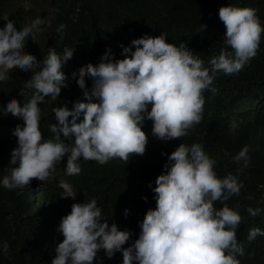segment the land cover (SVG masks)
Wrapping results in <instances>:
<instances>
[{"label": "clouds", "instance_id": "clouds-1", "mask_svg": "<svg viewBox=\"0 0 264 264\" xmlns=\"http://www.w3.org/2000/svg\"><path fill=\"white\" fill-rule=\"evenodd\" d=\"M54 5L55 0H0V13L9 14L0 18V106L16 126L10 133L9 122L0 116L4 156H11L15 165L0 184L33 193L41 183L53 182L64 200L53 215L69 214L59 224L64 239L51 264H93L104 252L108 258L119 252L122 264H240L243 249L236 229L241 215L226 204L218 210L214 202L239 196L242 184L232 174L219 178L213 169L216 161L199 143H181L168 155L166 171L152 189L156 207H150L143 190L141 200L125 207V216L133 221L102 213L97 202L103 200L78 196L81 178H99L114 161L142 159L137 155L145 153L148 143L142 130L145 119L152 121L155 137L169 141L187 135L205 118L206 104L218 88H209L215 75L238 74L257 54L264 27L256 10L220 7L225 44L233 51L222 49L218 56L202 59L183 43L177 47L166 42L163 33L147 36L146 30L130 26L124 34L138 38L122 46L124 58L112 59L108 49L98 65L88 63L71 74L84 97L74 101L61 88L68 80L62 69L75 49L65 48L62 56L50 50L42 62L36 51L40 35L47 30L53 36ZM64 27L57 31L62 34ZM208 61L210 70L204 67ZM85 77L92 80L91 90ZM14 86L18 90L9 92ZM235 127L233 122L231 129ZM249 151L245 145L234 157L242 162L241 170L250 163ZM42 198L35 194L36 207ZM246 210L252 217L260 213L251 206ZM123 226L139 233L131 245H125L131 233L119 229ZM258 235L264 230L254 227L248 239ZM3 248L7 254L8 244Z\"/></svg>", "mask_w": 264, "mask_h": 264}, {"label": "trees", "instance_id": "trees-1", "mask_svg": "<svg viewBox=\"0 0 264 264\" xmlns=\"http://www.w3.org/2000/svg\"><path fill=\"white\" fill-rule=\"evenodd\" d=\"M222 6L254 8L264 27V0H55L53 36L46 49L36 51L42 62L50 50L62 56L65 48L75 49L72 59L62 69L68 80L61 93L74 101L83 100V90L71 74H78L80 67L88 63L98 65L108 49L113 54L112 59L124 58L122 46H130L131 41L138 38L124 34L130 26L146 30L147 36L163 33L166 42L177 47L185 44L199 59L218 56L222 49L232 52L225 44L226 28L218 15ZM61 24L65 26L62 34L57 31ZM204 67L210 70L209 61ZM85 83L91 90L92 80L85 77ZM213 85L218 88L206 104L205 118L190 128L187 135L162 141L152 134V121L145 119L142 130L148 143L145 153L137 155L142 159L127 163L114 161L99 178H81L78 199L103 200L105 204L97 202L102 213L133 221L132 216H125V207L131 201L141 200L143 190L150 207H156L152 189L156 177L166 171L168 155L181 143L187 147L199 143L205 154L216 161L213 169L219 178L232 174L242 184L239 196L233 195L223 203L214 202L218 210L226 204L241 215L236 236L243 255H238L237 259L240 264H264V235L248 239L250 229L264 230V32L256 56L244 69L232 75L218 72L209 88ZM17 90L14 86L9 92ZM242 102L247 103L245 108H239ZM49 114L50 109L46 107V121ZM233 122L234 130L231 129ZM3 138L0 131V180L15 167L10 164L11 156H4ZM245 145L250 147V163L241 170L242 162H236L234 157ZM35 194L43 197L37 207L33 200ZM59 194L53 182L41 183L33 193L19 188L10 190L0 184V264H51L55 248L64 239L58 231L59 224L62 217L69 214L53 215L64 202ZM249 206L260 208L259 215L249 216L246 210ZM105 219L108 221V217ZM119 229L131 233L125 245L133 244L139 237V233L124 226ZM5 243L9 246L7 254L3 248ZM118 253L108 258L104 252L93 264H122Z\"/></svg>", "mask_w": 264, "mask_h": 264}, {"label": "rangeland", "instance_id": "rangeland-1", "mask_svg": "<svg viewBox=\"0 0 264 264\" xmlns=\"http://www.w3.org/2000/svg\"><path fill=\"white\" fill-rule=\"evenodd\" d=\"M19 5L22 6L23 5V2H21ZM40 15H41V13H40ZM5 16L8 17L9 14L8 13H5V14H1L0 13V18L1 17H5ZM31 18H32V16L30 15V16L24 18V19L25 20H30ZM49 42H50V37H49V34L47 33V30H46L42 35H40V37H39V43H38L37 46L40 49H44V48L48 47ZM244 107H246V105H241V108H244ZM72 186H73V188L75 190V186L73 184H72Z\"/></svg>", "mask_w": 264, "mask_h": 264}, {"label": "bare ground", "instance_id": "bare-ground-1", "mask_svg": "<svg viewBox=\"0 0 264 264\" xmlns=\"http://www.w3.org/2000/svg\"><path fill=\"white\" fill-rule=\"evenodd\" d=\"M0 116L3 118V120H7L9 122V129L8 131L10 133H13L14 129L16 128L15 124L13 122H11L9 116V113L5 114V110L3 109L2 106H0Z\"/></svg>", "mask_w": 264, "mask_h": 264}]
</instances>
